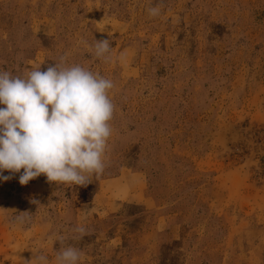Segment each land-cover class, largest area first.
I'll return each mask as SVG.
<instances>
[{
    "label": "rangeland",
    "instance_id": "1",
    "mask_svg": "<svg viewBox=\"0 0 264 264\" xmlns=\"http://www.w3.org/2000/svg\"><path fill=\"white\" fill-rule=\"evenodd\" d=\"M61 56L114 83L104 171L68 186L5 170L0 264H56L77 226L80 264H264V0H0V70Z\"/></svg>",
    "mask_w": 264,
    "mask_h": 264
},
{
    "label": "clouds",
    "instance_id": "2",
    "mask_svg": "<svg viewBox=\"0 0 264 264\" xmlns=\"http://www.w3.org/2000/svg\"><path fill=\"white\" fill-rule=\"evenodd\" d=\"M163 4L148 8L149 17L161 14ZM94 56L110 62V40H95ZM111 79L80 64H68L61 56L45 71L40 67L23 73L0 70V180L23 173L19 183L44 175L48 182L85 186L93 176L103 173L104 155L112 133L110 121L115 106L109 97ZM38 203L37 201H32ZM28 212L19 213L15 222L30 220ZM71 237L60 236L56 264H80L82 250L66 239L79 240L87 234L77 226ZM23 264H50L39 250Z\"/></svg>",
    "mask_w": 264,
    "mask_h": 264
}]
</instances>
